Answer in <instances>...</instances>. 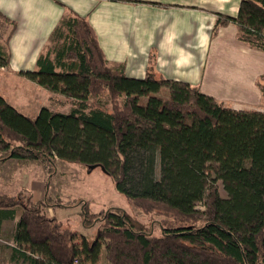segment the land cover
Masks as SVG:
<instances>
[{"label": "trees", "instance_id": "obj_1", "mask_svg": "<svg viewBox=\"0 0 264 264\" xmlns=\"http://www.w3.org/2000/svg\"><path fill=\"white\" fill-rule=\"evenodd\" d=\"M0 16L13 24L0 43V66L9 67L16 23ZM230 22L241 41L264 50V0H241L237 15L218 13L212 36ZM155 58L145 76L128 75L123 62L107 59L89 17L65 6L36 67L18 73L69 110L43 104L32 118L0 93L1 160L102 166L131 203L166 216L156 234L124 209L93 212L85 203L83 223L99 224L80 243L44 200L3 194L0 236L23 207L14 261L87 264L104 248L111 264H264V109L224 105L199 85L158 73ZM258 83L264 90V74Z\"/></svg>", "mask_w": 264, "mask_h": 264}, {"label": "crops", "instance_id": "obj_2", "mask_svg": "<svg viewBox=\"0 0 264 264\" xmlns=\"http://www.w3.org/2000/svg\"><path fill=\"white\" fill-rule=\"evenodd\" d=\"M240 1L0 0V11L16 23L8 41L10 66H0V93L20 111L32 118L37 116L45 103L32 97L33 91L47 89L18 71L36 67L40 51L65 6H69L89 17L107 59L123 62L128 75L145 76L154 54L158 73L199 85L217 101L224 100V105L244 102L252 94L261 95L257 80L264 74V50L241 41L233 22L211 35L217 14L237 15ZM9 31L0 43H5ZM11 85L17 88V94L36 100L35 104L23 105L20 99L19 103L14 100L8 95ZM13 159L23 158L10 157L0 162Z\"/></svg>", "mask_w": 264, "mask_h": 264}, {"label": "rangeland", "instance_id": "obj_3", "mask_svg": "<svg viewBox=\"0 0 264 264\" xmlns=\"http://www.w3.org/2000/svg\"><path fill=\"white\" fill-rule=\"evenodd\" d=\"M10 28L9 24L5 21L3 23L0 17V29L3 31V37ZM260 78L261 75L258 77L257 84L261 95L252 94L250 99L244 102L239 100L237 104L244 107L259 106L264 109V90L258 83ZM16 89L14 85H11V89L8 90L11 93L8 95L17 102L20 99L19 102L23 105L35 104L36 100L32 102L30 97L26 98L28 95L17 94ZM33 93L32 97L40 98L39 102L44 100L45 104L53 108L61 110L70 108V105L60 106L52 103L48 99L50 94L48 90H37ZM245 97L248 96L245 95ZM234 104L228 102L226 105L233 106ZM38 105L40 103L36 104V106ZM2 154L5 153L0 148V157ZM0 161L2 160L0 159ZM219 184L221 193L226 195L222 183L219 182ZM3 194L15 197L24 196V198H20L24 201H27L26 198H30V196L33 200H44L48 204L45 210L47 214L57 216L67 226L77 231V240L80 243L83 242V237L92 240L99 224L98 221H95L88 227L83 223L82 207L85 203H88L93 212L109 208L124 209L148 224L156 234L161 232L160 224L166 217L160 211L146 212L138 205L131 203L128 197L116 188L113 176L104 171L102 167L91 168L90 165L84 163L63 159H57L54 164L40 159H13L9 162H0V195ZM22 210L23 207L19 205L16 217L5 221L0 237V264H29L22 260L14 261L11 258L12 246L15 244L14 232ZM87 264H111V262L106 256L105 249L102 248L99 259Z\"/></svg>", "mask_w": 264, "mask_h": 264}, {"label": "water", "instance_id": "obj_4", "mask_svg": "<svg viewBox=\"0 0 264 264\" xmlns=\"http://www.w3.org/2000/svg\"><path fill=\"white\" fill-rule=\"evenodd\" d=\"M97 165H90V167L91 168H94V167H96ZM102 167V166H101ZM102 169L105 171V168L104 167H102Z\"/></svg>", "mask_w": 264, "mask_h": 264}]
</instances>
